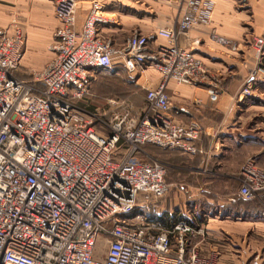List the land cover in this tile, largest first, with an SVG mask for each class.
<instances>
[{
	"label": "built area",
	"instance_id": "1",
	"mask_svg": "<svg viewBox=\"0 0 264 264\" xmlns=\"http://www.w3.org/2000/svg\"><path fill=\"white\" fill-rule=\"evenodd\" d=\"M89 2L80 25L78 0H55L54 56L33 79L17 74L27 47L21 26L15 20L0 25V264H217V251L188 248L190 222L165 227L148 213L169 184L165 164L144 149L198 150L202 127L176 121L167 84H207L210 101L218 100L217 79L179 42L211 22L215 0H184L173 25L149 34L134 30L120 47L102 33L116 18L103 0ZM158 37L167 42L152 46ZM211 37L239 51L236 41L215 31ZM252 44L261 57L264 35ZM147 63L162 80L147 89L144 117L116 111L121 101L114 98L102 113L77 103L101 72L118 67L132 73ZM246 95L248 87L240 97ZM240 178L241 198L264 195V168L254 157L241 165ZM240 264L264 259L256 254Z\"/></svg>",
	"mask_w": 264,
	"mask_h": 264
},
{
	"label": "crops",
	"instance_id": "2",
	"mask_svg": "<svg viewBox=\"0 0 264 264\" xmlns=\"http://www.w3.org/2000/svg\"><path fill=\"white\" fill-rule=\"evenodd\" d=\"M103 1L107 12L118 19L115 25L105 26L102 33L118 47L134 30L149 34L173 25L174 18L179 19L184 10L183 6L179 13V5L172 0H139L138 6V0ZM120 6L135 10L140 6L137 10L143 13L125 12ZM89 8V0H78L80 25ZM0 25L7 27L1 22ZM59 25L57 19L54 32ZM212 31L238 41L240 50L233 52L220 45L212 39ZM262 35L264 0H215L211 22L191 30L179 42L196 52L221 77L217 79L221 87L218 100L211 102L202 86L174 80L167 84L176 121H197L202 132L195 153L176 149V217L163 215L159 220L165 227L180 219L190 222L193 232L188 237V248L196 247L205 255L217 251V264H239L250 260L253 253L264 259V222L260 218L244 219L245 211L235 207L240 183L232 190L229 184L245 155L253 154L257 163L264 165V49L258 57L252 44L254 37ZM31 42V48H44L43 42ZM166 42L158 37L152 46ZM51 54L52 58L54 53ZM35 60L43 62L37 57ZM111 70L122 71L118 67ZM133 73L136 83L145 89L157 87L162 80L161 73L149 63ZM245 87H252L257 98L245 101L240 97ZM202 199L207 200L206 207L200 206ZM252 229L255 233L250 234Z\"/></svg>",
	"mask_w": 264,
	"mask_h": 264
},
{
	"label": "rangeland",
	"instance_id": "3",
	"mask_svg": "<svg viewBox=\"0 0 264 264\" xmlns=\"http://www.w3.org/2000/svg\"><path fill=\"white\" fill-rule=\"evenodd\" d=\"M36 1L0 0V22L5 26H11L13 24V20H15L16 23L21 26L27 37L28 48L25 51L22 64L17 71L18 76L24 79H33L34 74L37 73V71H40L50 60L52 55L50 46L53 42V32L57 23L53 3V1L55 2V0H39L41 1L39 3ZM172 1L177 2V4L179 5L180 13V9L183 8L184 0ZM104 4L106 5V3ZM136 5H141L140 1L137 2ZM139 7H136L135 10V8L120 6L119 9L125 12L137 13L141 15L143 12H141V10H137L140 9ZM108 15H113L116 18L117 23L118 18L115 14L108 13ZM177 17H175L173 21L177 22ZM33 39L35 40V42H38V44L43 42L44 48H31V44H34L33 42H31ZM236 42L239 44L238 41ZM35 57H37L38 59H42L43 62L35 60ZM206 65L209 68L211 75L215 79H221L216 71L211 69L208 63H206ZM133 74V72L131 73L125 70H122L120 73H117L115 70H107L101 72L96 80L93 81L89 95H86L82 99L77 100V103L90 111L94 112L96 109H99L102 113L103 109L108 107L107 100L110 98H114L121 101L120 106H118V109H116V111L128 110L131 112V114L137 117H144L149 108L146 100L147 89L142 88L141 85L136 83V77ZM206 85L207 84L202 85V87L205 88ZM248 88L251 90V95L244 96L245 101L257 98L255 90L252 87ZM123 100L125 101L124 103ZM121 103H123V106H121ZM107 117L103 116L102 118L107 120ZM96 126L100 127V124H97ZM144 149L149 154V156H152L165 164L167 169L166 180L169 184L168 193L163 198L154 201L153 204L148 208V213L154 218H160L163 217V215H173L174 217H176V149H164L162 147L154 145H146ZM249 157H254V155H245V158L239 166V175L238 173H236L231 178V182L229 183L230 190L236 188L238 186V183L241 182L240 167ZM260 166L264 168V165L261 164ZM202 200L203 201H200L199 203L200 206L206 207V204L208 203L207 200ZM235 207L241 208L245 211V214L243 216L244 219L254 220L260 218L261 221L264 222V196L253 200H245L239 196L237 191ZM253 233H255V231L253 229L250 230V234ZM99 247L100 245L98 243L96 250L97 254H100ZM256 254L257 253H253V256Z\"/></svg>",
	"mask_w": 264,
	"mask_h": 264
}]
</instances>
